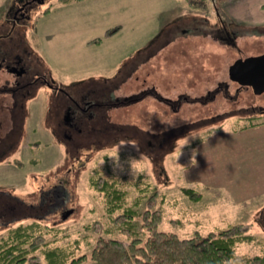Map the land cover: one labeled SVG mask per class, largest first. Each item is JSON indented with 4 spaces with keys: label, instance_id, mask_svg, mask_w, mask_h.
<instances>
[{
    "label": "rangeland",
    "instance_id": "1",
    "mask_svg": "<svg viewBox=\"0 0 264 264\" xmlns=\"http://www.w3.org/2000/svg\"><path fill=\"white\" fill-rule=\"evenodd\" d=\"M205 1V8L192 9L187 0H61L52 7L40 6L50 10L33 16L29 26L36 25L34 34L28 25L14 29L22 33L19 48L28 51L39 71L52 75L56 83L72 86L114 79L116 93L123 96L137 82L127 76L126 67L143 62L131 76H138L139 82L145 78L162 97L200 96L227 79V63L237 56L235 50L204 37L203 17L214 22L213 2L219 8L227 0ZM11 3L0 0V23L7 20ZM226 7V13L242 21L264 10V0H228ZM118 26L111 37L104 34ZM98 37L100 45L86 46V41ZM238 42L244 53L264 51V37L247 35ZM46 93L42 89L32 93L37 99L26 102L23 113L15 111L18 116L13 112L14 118L9 105L0 102V149L10 142L16 146L0 159V236L40 219L45 238L56 240L53 244L74 251L78 246L77 255L88 253L95 234L86 226L112 222L105 197L91 185L95 176L91 171L97 169L119 181L125 190L124 205L136 202L139 212L160 209L159 231L184 239L243 223L250 226L247 234L254 239L238 244L229 264H250L254 256H264V156L259 148L244 149L240 142L245 138H230L232 132L264 124V116L228 115L235 105L222 97L201 106L185 104L179 112L147 99L108 111V125L95 127L100 129L95 145L74 148L63 140L61 130H50L58 120L51 118L55 103ZM252 101L264 104V94L244 92L238 106ZM217 114L220 117L211 121ZM144 183L149 188L141 189ZM140 224L137 218L136 226Z\"/></svg>",
    "mask_w": 264,
    "mask_h": 264
},
{
    "label": "flooded vegetation",
    "instance_id": "2",
    "mask_svg": "<svg viewBox=\"0 0 264 264\" xmlns=\"http://www.w3.org/2000/svg\"><path fill=\"white\" fill-rule=\"evenodd\" d=\"M59 1L61 0H12L11 4L13 7L11 8V12L9 6L6 15L8 12L10 14L4 16L7 20L0 23V95L3 99L6 98L5 101L2 99L0 102L4 103L5 106L9 105L6 107H10L9 109L12 110L10 111V115L13 118V112L15 116L17 114L15 111L23 113V105L30 99H37L35 95L31 98L32 93L42 89L47 92L45 94L47 97L52 98L53 96L52 101L55 103V112L51 115V118H53L54 121L58 120L55 121L58 122V124L55 126V122H53V125L51 123L50 130L53 131V129L57 127V129L62 131L61 133L64 136L63 140L73 146L75 145L74 148H77L81 147V145H95L96 137L99 135L97 129L99 126L101 127V125L103 127L105 126L108 111L121 110V108L125 106L141 103L147 99L161 103L172 112H177L179 108L185 104L195 103L201 106L203 104L213 103V101H216V98L222 97L235 105V107L229 110V113H227L228 115H233L234 117L241 115L247 116L244 118L255 115L264 116V104H255L254 101H252V103L245 106H238L241 95L244 92L250 90L253 96L259 97L264 94V91L255 94L253 87L240 85L238 82L232 81L228 76L229 68L234 61L264 54V51L244 53L238 42L241 39L245 40L247 35L255 38L264 37V10L256 11L257 14L253 15L252 18L250 17L239 21L234 18V13H226L224 7L227 6L228 0L226 2L223 1L224 3L221 2L219 8L216 7V4L213 2L212 9L214 10L215 21L211 22L207 17H203V23L207 28L204 37L220 46L224 45L227 49L235 50L237 56L231 62L227 63L226 80L217 82L212 89L205 91V94H201L200 96L190 95L191 97H189V95L185 93H178L173 99L170 97H162L151 84L147 83L145 78H143L142 82H139L138 76L135 74L131 76V72L137 70L143 62L140 64L139 62H131L128 67H126L127 76H130V79L132 77V79L137 82L136 86L132 88L128 94L123 96L116 93L117 88L113 81L114 79L101 78L85 82L81 81L79 83L76 82L72 86H66L65 84L56 83L52 75L47 76L45 73H41L37 64L32 61L30 53L23 49V47L19 48L21 41H23L22 33H20V30L16 31L14 28L16 26H23V28L26 27V25L29 26V22L32 20L33 16H38L37 18H39L40 15L46 14L50 10V6L46 9H41L40 6L46 7V4L49 5L52 3V7L53 2ZM73 1L77 2V0ZM38 12H40V15H38ZM31 24L28 28H31L30 32L34 34L36 32V28H34L36 25ZM118 30H120V26L107 29L104 34L108 33V37H111L117 33ZM189 36H191V33H189ZM98 39L99 37L91 41H86L85 44L88 47L98 46L100 45L98 44ZM15 40L16 42H13ZM18 41L20 44L17 43ZM121 72L122 71H120V73ZM117 116L118 115H116V117ZM218 117H220V115H214L210 120L214 121V119H218ZM113 124L114 123H110L109 125ZM96 126H98V128H95ZM133 128L136 127L133 126ZM136 131L138 130L136 129ZM140 133L141 134H138V136L144 139L145 133ZM92 137L94 140H91ZM150 137L156 138V141L158 139L159 143L162 141V138L156 137L155 134H151ZM147 143L149 146L153 144L151 140H147ZM15 147L16 146L10 142L7 148L0 149V159L7 150Z\"/></svg>",
    "mask_w": 264,
    "mask_h": 264
},
{
    "label": "trees",
    "instance_id": "3",
    "mask_svg": "<svg viewBox=\"0 0 264 264\" xmlns=\"http://www.w3.org/2000/svg\"><path fill=\"white\" fill-rule=\"evenodd\" d=\"M187 1L192 9L206 7L205 0ZM91 172L95 174L91 176V185L105 197L104 207L112 222L102 226L95 221L86 226L95 234L89 252L77 255L78 246L74 251L71 247L53 244L56 240L45 238L46 228L36 219L30 225L19 224L7 235L0 236V264H229L236 257L235 247L254 239L247 234L250 226L243 223L208 232L204 237L195 233L184 239L173 232L159 231L160 209L149 207L139 212L134 209L136 202L134 206L124 205L125 190L118 185L119 181L98 174L97 169ZM126 179L122 178V182ZM147 188L145 184L141 189ZM183 192L189 196L195 194L190 189ZM153 196L154 193L150 197ZM137 218L141 220L138 227ZM250 264H264V256H254Z\"/></svg>",
    "mask_w": 264,
    "mask_h": 264
},
{
    "label": "water",
    "instance_id": "4",
    "mask_svg": "<svg viewBox=\"0 0 264 264\" xmlns=\"http://www.w3.org/2000/svg\"><path fill=\"white\" fill-rule=\"evenodd\" d=\"M228 76L240 85L253 87L255 94L262 93L264 91V54L234 61L229 68Z\"/></svg>",
    "mask_w": 264,
    "mask_h": 264
},
{
    "label": "crops",
    "instance_id": "5",
    "mask_svg": "<svg viewBox=\"0 0 264 264\" xmlns=\"http://www.w3.org/2000/svg\"><path fill=\"white\" fill-rule=\"evenodd\" d=\"M231 139H244V141L240 142V145L244 147V149H251L253 152L258 148L261 149L260 154L264 156V124H260L254 127H250L246 130H239L237 133H231Z\"/></svg>",
    "mask_w": 264,
    "mask_h": 264
}]
</instances>
